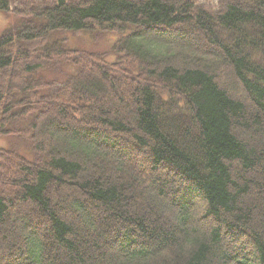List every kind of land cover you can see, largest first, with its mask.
I'll return each mask as SVG.
<instances>
[{"label":"trees","instance_id":"trees-1","mask_svg":"<svg viewBox=\"0 0 264 264\" xmlns=\"http://www.w3.org/2000/svg\"><path fill=\"white\" fill-rule=\"evenodd\" d=\"M14 2L0 264H264V0Z\"/></svg>","mask_w":264,"mask_h":264},{"label":"rangeland","instance_id":"rangeland-1","mask_svg":"<svg viewBox=\"0 0 264 264\" xmlns=\"http://www.w3.org/2000/svg\"><path fill=\"white\" fill-rule=\"evenodd\" d=\"M14 3H11L12 8L16 7L19 2V0H13ZM14 23L13 17L8 16L5 13L0 12V35L12 24ZM68 38L67 47L73 48V49H79V50H85L88 52L98 53V54H104L108 53L114 43L117 41L118 37L115 34L112 33H103L98 30L88 31L85 33H82L80 35H73L68 34L66 35ZM106 60L108 62H115L116 61V55L109 53L105 56ZM65 73L70 72V67L64 66L62 68ZM47 79H56L58 82H62L65 76L63 74H52L47 73L46 75ZM223 88L226 90H232L231 82L230 83H223ZM235 95L238 97H242L243 94L239 89L234 88L232 90ZM15 144L18 148H24L26 146L25 140L22 139H16L12 138L10 139H4L0 141V147L2 148H8L9 145Z\"/></svg>","mask_w":264,"mask_h":264}]
</instances>
